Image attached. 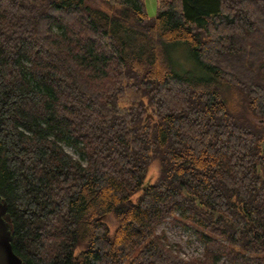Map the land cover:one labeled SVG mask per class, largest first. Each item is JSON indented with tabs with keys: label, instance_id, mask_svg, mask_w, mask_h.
I'll use <instances>...</instances> for the list:
<instances>
[{
	"label": "trees",
	"instance_id": "trees-1",
	"mask_svg": "<svg viewBox=\"0 0 264 264\" xmlns=\"http://www.w3.org/2000/svg\"><path fill=\"white\" fill-rule=\"evenodd\" d=\"M0 196L22 264H264V0H0Z\"/></svg>",
	"mask_w": 264,
	"mask_h": 264
},
{
	"label": "rangeland",
	"instance_id": "rangeland-1",
	"mask_svg": "<svg viewBox=\"0 0 264 264\" xmlns=\"http://www.w3.org/2000/svg\"><path fill=\"white\" fill-rule=\"evenodd\" d=\"M92 5H98L99 0H88ZM144 9L148 17L154 18L157 11L158 0H143ZM62 146L67 152L74 157L83 160L82 155L78 149L70 143L67 139L61 141ZM156 166L152 165L148 173V181L152 180L156 174ZM176 216L179 217L176 213ZM180 218V217H179ZM110 224L113 220L109 218ZM157 233H164L169 244H179L181 246L180 254L184 257L200 256L203 251V244L197 238L195 228L193 225L188 224L183 226L179 222H175L172 217L158 224ZM218 264H229L225 260H219Z\"/></svg>",
	"mask_w": 264,
	"mask_h": 264
},
{
	"label": "water",
	"instance_id": "water-1",
	"mask_svg": "<svg viewBox=\"0 0 264 264\" xmlns=\"http://www.w3.org/2000/svg\"><path fill=\"white\" fill-rule=\"evenodd\" d=\"M12 232L7 216V203L0 196V264H22L11 247Z\"/></svg>",
	"mask_w": 264,
	"mask_h": 264
}]
</instances>
